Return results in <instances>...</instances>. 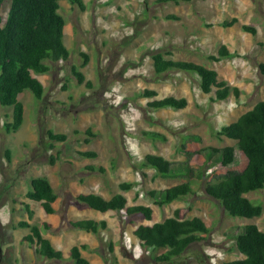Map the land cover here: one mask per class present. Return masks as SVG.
Wrapping results in <instances>:
<instances>
[{
    "label": "rangeland",
    "instance_id": "obj_1",
    "mask_svg": "<svg viewBox=\"0 0 264 264\" xmlns=\"http://www.w3.org/2000/svg\"><path fill=\"white\" fill-rule=\"evenodd\" d=\"M83 2L84 11L69 0L59 1L70 59L46 61L50 72L36 74L44 86L41 100L30 91L20 95L25 115L17 132L5 133L3 126L12 110L0 107V264H73L70 250L81 245H86L81 253L92 264H226L241 258L229 230L256 224L264 231V211L252 220L232 218L206 193V185L225 169L205 166L201 156L193 158L190 163L196 176L204 173L201 179L191 180L194 194L160 207L148 192L188 179H164L141 164L147 154L162 155L171 162L185 161L180 153L183 144L196 152L236 143L220 141L216 133L264 101V75L259 69V64H264V0H189L178 5L159 0ZM10 6L11 0H5L3 24ZM170 15L179 20L166 19ZM233 18L238 19L235 26L223 27L224 21ZM243 25L255 28L256 35L243 31ZM221 46L228 48L231 57L210 60V56H218ZM159 52L166 58L214 67L219 80L239 88V97L231 95L225 101L212 102L213 94L202 93L197 74L169 71L156 75L152 56ZM82 53L89 57L84 68ZM73 66L84 73L91 88L78 84ZM147 89L157 91L158 96L144 98ZM169 96L186 98L188 106L175 111L153 110L146 105ZM88 129L94 137L86 133ZM150 132L165 140L147 136ZM50 133L66 140L51 141ZM191 135L201 140L187 141ZM86 152H95L97 157H82ZM51 156L57 158L54 165L49 163ZM243 165L242 160L236 169H243ZM38 177H47L57 194L54 215H46L39 203L26 198L32 180ZM125 182L133 184L128 191L119 187ZM88 193L107 200L121 193L129 206L152 208L153 220L127 217L124 211H97L77 200L80 194ZM246 197L264 207V190ZM28 209L33 212L31 219ZM178 209L183 219L201 218L209 233L181 257L159 262L156 258L167 249L142 247L133 231L141 224L163 222ZM77 220H105L108 226L98 234L87 233L70 225ZM21 223L29 227H20ZM33 227L63 253V260L37 252V239H28Z\"/></svg>",
    "mask_w": 264,
    "mask_h": 264
},
{
    "label": "trees",
    "instance_id": "obj_2",
    "mask_svg": "<svg viewBox=\"0 0 264 264\" xmlns=\"http://www.w3.org/2000/svg\"><path fill=\"white\" fill-rule=\"evenodd\" d=\"M60 0H11L7 20L3 24L2 7L5 0H0V107L12 110L10 120L4 123V131L7 134L17 132L24 123L25 108L19 100L24 91H30L37 100H41L44 95V86L36 77L37 75L48 74L51 67L46 61L53 63L66 62L70 59V52L64 44L65 19L59 14ZM71 4L77 5L82 11L85 10L83 0H69ZM160 3L187 2L189 0H159ZM168 20H179L175 15L167 16ZM238 23V19L233 18L223 22V27L231 28ZM242 30L256 35L255 28L243 25ZM231 53L226 46H221L218 56H210L209 59L219 62L223 58L231 57ZM84 62L82 68L89 63L87 54L82 53ZM154 73L163 75L169 71L197 74L200 81V89L206 95L213 94L212 102L225 101L231 95L239 97L240 90L232 87L227 81L219 80L216 70L205 67L192 61L174 60L166 58L164 53H156L152 56ZM259 69L264 75V64H259ZM72 74L79 85L85 84L88 88L92 83L86 82V76L72 67ZM144 98L157 97V91L145 90L142 94ZM153 110L170 108L175 111L184 110L188 106L186 98H176L174 96L152 100L146 104ZM94 137L90 129L86 132ZM149 137L165 138L157 133L146 134ZM218 140L223 138L235 141L234 146L205 147L196 152H190L183 144L181 153L187 157L186 162H171L162 156L147 154L141 166L152 168L164 179H188L186 182L174 185L163 190H150L148 195L154 203L160 207L171 205L174 202L193 195L194 190L191 180L201 179L203 172L196 176L194 166L190 163L193 158L203 157L205 166L220 167L225 172L218 176L213 182L206 185V193L217 200L224 208L226 214L232 218L255 219L263 214L264 207L261 203L254 202L246 197L250 193L264 190V101L257 102L252 109L243 113L237 121L223 126L217 133ZM51 141L64 142L66 137L50 133ZM154 139V140H155ZM187 141H200L198 136L191 135ZM87 144L90 143L86 139ZM49 147L54 148L50 143ZM244 160L242 170L236 169ZM9 152L7 158L10 159ZM82 157L93 159L97 157L95 152H86ZM57 158L50 157L49 163L54 165ZM94 170L93 167H91ZM103 172V168H100ZM145 177V172L142 174ZM131 183L120 184L122 191L132 188ZM26 198L32 202L39 203L46 215H54L53 204L57 200V194L47 177H38L32 180L31 190L26 194ZM83 204L101 212L124 211L127 217L141 216L148 222L153 220L152 208L144 205H128L127 198L118 193L107 200L100 195L80 194L77 198ZM29 208V206H27ZM29 218L33 212L28 209ZM20 227H29L26 223H21ZM70 225L74 229L83 230L87 233L98 234L101 230L107 229V222L95 220L72 221ZM32 234L28 238L39 242L37 252L49 259L63 260V253L56 251L49 240L43 239L39 228L33 227ZM209 233L206 223L199 217L185 218L181 216V211H175L173 217L165 219L163 222L152 224H141L134 231L133 236L140 245L154 251L167 249L165 253L157 259L159 262H171L173 259L181 257L187 249L204 239V235ZM234 241L240 255L239 259L226 264H264V231L260 230L256 224H246L234 226L228 234ZM86 249V245L73 246L70 250V257L74 264H91L88 259L82 256L81 250Z\"/></svg>",
    "mask_w": 264,
    "mask_h": 264
},
{
    "label": "crops",
    "instance_id": "obj_3",
    "mask_svg": "<svg viewBox=\"0 0 264 264\" xmlns=\"http://www.w3.org/2000/svg\"><path fill=\"white\" fill-rule=\"evenodd\" d=\"M185 61H190V60H185ZM193 62V61H192ZM195 62V61H194ZM212 69H215L214 67H211ZM237 121V120H236ZM231 123H233V122H231ZM230 124V123H229ZM228 125V124H227ZM224 139H227V138H223V140ZM227 140H229V139H227ZM229 141H232V140H229ZM235 142V141H234ZM236 144V143H235ZM234 144V145H235ZM234 145H229V146H234ZM187 149V148H186ZM188 150V149H187ZM189 151V150H188ZM190 152H192V151H190ZM181 153V152H180ZM181 155H183L182 153H181ZM159 156H162V155H159ZM184 156V159H185V161H180V162H186L187 161V157L185 156V155H183ZM162 157H164V156H162ZM165 158V157H164ZM241 158V161L243 160L242 159V157H240ZM166 159V158H165ZM168 160V159H167ZM170 161V160H169ZM179 162V161H178ZM243 163H244V160H243ZM242 170V169H241ZM187 180V179H186ZM51 183V182H50ZM52 185V184H51ZM53 187V186H52ZM88 194H90V193H88ZM83 256V255H82ZM91 263V262H90ZM74 264V263H73ZM92 264V263H91Z\"/></svg>",
    "mask_w": 264,
    "mask_h": 264
},
{
    "label": "clouds",
    "instance_id": "obj_4",
    "mask_svg": "<svg viewBox=\"0 0 264 264\" xmlns=\"http://www.w3.org/2000/svg\"><path fill=\"white\" fill-rule=\"evenodd\" d=\"M102 221V220H101ZM105 221V220H104Z\"/></svg>",
    "mask_w": 264,
    "mask_h": 264
}]
</instances>
